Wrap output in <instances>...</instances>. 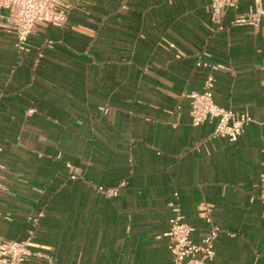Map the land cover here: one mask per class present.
Instances as JSON below:
<instances>
[{"label": "crops", "instance_id": "0c3cea01", "mask_svg": "<svg viewBox=\"0 0 264 264\" xmlns=\"http://www.w3.org/2000/svg\"><path fill=\"white\" fill-rule=\"evenodd\" d=\"M55 9L66 24L36 23L23 51L0 21V237L52 264H170L174 205L194 243L204 209L219 227L208 264H264V19L235 22L254 0L221 32L208 0ZM208 77L218 107L254 121L234 143L190 124L184 95Z\"/></svg>", "mask_w": 264, "mask_h": 264}, {"label": "built area", "instance_id": "2783aa9c", "mask_svg": "<svg viewBox=\"0 0 264 264\" xmlns=\"http://www.w3.org/2000/svg\"><path fill=\"white\" fill-rule=\"evenodd\" d=\"M59 0H0V21L5 20L16 38L15 47L19 51L25 49L28 36L32 33L36 23L56 24L64 26L67 15L56 11L55 5ZM73 6L81 0H71ZM210 21L217 32L224 28L221 26L223 13L227 7L237 8L239 0H208ZM254 11L245 17L236 20V23L249 22L257 30L264 19V0H254ZM5 16H3V14ZM207 66L205 62H198L197 66ZM213 78L208 77L200 91L186 93L184 97L189 103V117L192 127L212 124L213 130L210 138H222L229 143H234L243 134L244 128L254 123L245 115H236L233 111L218 107L213 100ZM1 169V167H0ZM259 181L264 185V174ZM106 196H115L117 191L98 190ZM258 200L264 205V195ZM173 217L169 222V229L165 233L168 240L170 264H208L214 257V242L220 233L218 226L214 225L206 212L205 222L208 232L199 243L191 239L192 229L183 221L177 206L170 205ZM35 225L36 220L33 221ZM42 247H37L31 239L25 241H6L0 237V264H26L30 259L45 261L52 264V258L43 253Z\"/></svg>", "mask_w": 264, "mask_h": 264}]
</instances>
